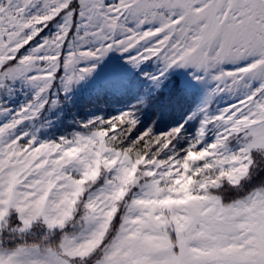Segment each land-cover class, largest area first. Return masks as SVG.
<instances>
[{"label": "snow or ice", "instance_id": "obj_1", "mask_svg": "<svg viewBox=\"0 0 264 264\" xmlns=\"http://www.w3.org/2000/svg\"><path fill=\"white\" fill-rule=\"evenodd\" d=\"M0 264H264V0H0Z\"/></svg>", "mask_w": 264, "mask_h": 264}, {"label": "trees", "instance_id": "obj_2", "mask_svg": "<svg viewBox=\"0 0 264 264\" xmlns=\"http://www.w3.org/2000/svg\"><path fill=\"white\" fill-rule=\"evenodd\" d=\"M178 115H179V113L176 112V113H173V114H172V117L174 118L175 116H178Z\"/></svg>", "mask_w": 264, "mask_h": 264}, {"label": "rangeland", "instance_id": "obj_3", "mask_svg": "<svg viewBox=\"0 0 264 264\" xmlns=\"http://www.w3.org/2000/svg\"><path fill=\"white\" fill-rule=\"evenodd\" d=\"M175 117H177V116H175ZM175 117H174V118H175Z\"/></svg>", "mask_w": 264, "mask_h": 264}]
</instances>
